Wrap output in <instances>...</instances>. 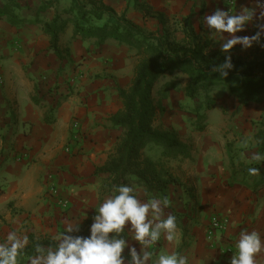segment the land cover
I'll use <instances>...</instances> for the list:
<instances>
[{"label":"crops","instance_id":"obj_1","mask_svg":"<svg viewBox=\"0 0 264 264\" xmlns=\"http://www.w3.org/2000/svg\"><path fill=\"white\" fill-rule=\"evenodd\" d=\"M34 1L32 5L38 7L39 1L49 0ZM111 1L103 0L113 7ZM162 1L174 6L173 12L181 16H187L196 5V25L201 19L199 4L204 5L200 9L202 18L217 8H231L238 13L242 6L255 7V0ZM0 4H4L2 0ZM133 15L130 9L128 17L133 19ZM139 15L142 20L134 23L144 27L148 16ZM259 24H264V20L254 17L244 31L235 35L252 36ZM73 34L70 24L60 35V60L49 49L50 38L40 25L29 22L13 27L6 18L0 19V238L16 231L20 236H28L27 247L32 237L58 243L56 237L68 223L73 227L69 235L90 238L93 217L112 196L102 195L105 177L95 173L106 164L122 135L110 118L123 108L117 88H128L134 78L132 74L125 85L128 59L124 54L129 50L111 40L99 46L94 39H72ZM209 34L214 48L220 49L219 37ZM250 108L235 115L237 120L244 119L245 124L220 126L200 135L189 136L188 131L185 135L175 126H163L165 130L174 129L191 147L190 159L172 160L169 166L192 189L194 201L189 204L190 193L184 188L170 187L169 207H161L164 218L176 217V237L168 241L162 233L159 242L151 249L145 248L153 251V259L166 252L187 256L189 264H228L237 252L241 231L257 232L264 243V173L251 178L242 176L237 179L242 184L226 186L231 177L230 155L246 164L256 162L252 157L258 153L257 128L251 122L260 119L262 110ZM73 119L81 123L80 138L73 153L68 154L66 146L71 140ZM50 175L56 177L60 197L68 200V208H62L48 194ZM258 183L261 185L255 187ZM135 193L141 202L148 201L143 190L135 189ZM215 214L227 217L230 225L226 232L210 237L209 221ZM130 227L127 225L122 233L128 244L122 253L125 264L131 259V247L138 255L142 249L139 242L131 239ZM228 246L233 247V253L225 254ZM18 264H29V258H19ZM257 264H264V248L257 256Z\"/></svg>","mask_w":264,"mask_h":264},{"label":"trees","instance_id":"obj_2","mask_svg":"<svg viewBox=\"0 0 264 264\" xmlns=\"http://www.w3.org/2000/svg\"><path fill=\"white\" fill-rule=\"evenodd\" d=\"M2 1L0 19L6 18L13 27H21L29 22L40 25L50 38L49 49L60 60H63L60 35L70 24L74 28L72 39H94L99 46L111 40L134 51L138 58L130 86L117 88L123 108L111 116L110 121L114 128L122 131V135L106 164L96 170L97 177H105L101 186L102 195H113L119 185L133 187L135 196V189L143 190L147 200L155 197L169 201L171 186H179L192 193L169 166L172 160L190 159V145L182 141L174 130L155 126L158 116L164 113L163 101L175 87L173 81L165 83L156 101L154 90L162 77L177 73L186 76L188 82L184 93L198 108L203 96L207 108L212 109L216 101L210 93L215 89L226 90L237 101L236 111L243 107L264 106V37L261 36V41L248 55H230L233 68L225 69L229 71L226 78L220 77L212 68L224 63L229 54L214 48L202 17L195 24L196 5L187 16L175 18L170 25L163 13H157L150 4L138 2V7L147 16L156 17L161 26L157 32H147L124 14L119 15L103 0H73L74 8L71 7L70 13H74V19L64 20L56 14L50 21L42 20L40 14L54 8L55 0L41 1L33 21L20 15L22 2L27 0ZM254 126L257 128L255 140L258 153L264 156V112ZM153 148L159 150L158 158L148 154ZM258 169V173H264V169ZM56 244L49 239L35 240L32 237L18 259L35 255L37 245L47 250Z\"/></svg>","mask_w":264,"mask_h":264},{"label":"clouds","instance_id":"obj_3","mask_svg":"<svg viewBox=\"0 0 264 264\" xmlns=\"http://www.w3.org/2000/svg\"><path fill=\"white\" fill-rule=\"evenodd\" d=\"M254 17L264 20V0H255V7L252 8L242 6L238 13H233L231 8H217L211 15L203 17V23L214 37H219L221 51L228 53L236 45L248 49L261 41L264 24L257 25L259 30L252 36L235 35L244 31ZM225 33L229 36H225ZM232 68L231 56L227 55L224 63L214 66L212 71L226 78L229 71L225 69ZM252 160L264 161V156L256 153ZM248 171L250 175H256L259 169L253 167ZM133 193V187L117 186L114 194L99 206L93 217L90 238L69 235L73 227L68 223L64 232L56 237L58 243L54 248L45 250L40 245L36 246V254L29 257V264H125L122 253L128 244L122 238V233L129 224L131 239L139 242L142 249L138 255L135 247L130 248L131 259L128 264H147L148 261H152V264H189L187 256L164 252L153 259V251L145 250L151 249L160 240L162 233L168 241L175 239L176 217L168 215L164 218L163 208L169 205L167 198L160 200L153 197L147 202H141ZM113 233L115 235L110 237ZM28 243V236H20L16 231L0 238V264H18V257ZM236 248L237 252L228 264H257V256L264 248V243L257 232L241 231Z\"/></svg>","mask_w":264,"mask_h":264},{"label":"rangeland","instance_id":"obj_4","mask_svg":"<svg viewBox=\"0 0 264 264\" xmlns=\"http://www.w3.org/2000/svg\"><path fill=\"white\" fill-rule=\"evenodd\" d=\"M50 1V0H49ZM82 2H88L89 0H80ZM33 2V3H32ZM34 0H27L25 2H22L23 9L20 11V15L25 17L29 21H33L36 18L38 7L42 4L41 1H39L40 5L38 7H35ZM114 9L117 11L119 15H125L128 19V13L130 9H133V19H130L133 22H138L142 20V16L139 14H145L139 7L138 2H145L147 4H151L154 6V9L157 13H163L167 21L170 23V25L173 24L175 18L182 17L180 14H176L173 12V8L170 4L164 3L162 0H157L155 3L150 2V0H112ZM201 3V2H200ZM1 6V4H0ZM73 7V0H55V9H50L47 12L41 13L40 17L42 20L48 19L51 16H55L56 14H59L62 19H74L75 15L74 13H70V10ZM204 9V5L201 4L198 5V15L199 18H201L200 14H203L200 12V9ZM55 10V11H54ZM47 17L44 18L42 16L46 15ZM147 16V15H146ZM145 18V17H144ZM144 29L147 32H157L158 30H161V26L158 22V19L156 17H150L144 19ZM255 48L252 46L248 49H243L242 46H234L233 49H231L227 54H241V55H248L253 49ZM97 49V47L95 48ZM134 52V51H133ZM126 56V59H128V67H127V73L125 80L126 82H130V78L132 74H134V69L137 64L138 58L134 54H131V51H127L124 54ZM99 78H103L102 76H98ZM173 81L175 84V87L170 90V94L166 100L163 101V107H164V113L162 115L158 116V119L155 123V126L164 129L163 126H175L178 128L179 131H188V135L191 136V133L197 134H203L207 132L214 131L216 128H219L220 126H233L237 123L243 125L245 124L244 119L243 120H237L235 118V115L238 114V112L242 111L243 107L240 111H236L235 108L237 106V101L232 99L229 95V93L224 89H215L213 90L210 95L215 99L216 104L212 107L211 110L207 108L206 99L202 96L199 100V108L193 102L191 99L187 98L184 93V88L188 82V78L180 73H177L175 75L168 74L164 77H162L158 84L155 87L154 90V97L155 100L158 101L159 91L162 89L165 83ZM1 82V80H0ZM248 108V107H247ZM250 109H253L251 106ZM249 109V113L251 110ZM262 113L264 112V106L261 108ZM248 121V120H247ZM257 121H252V127L254 126ZM250 124V125H251ZM174 130V129H172ZM178 134V133H177ZM187 133L185 132V135ZM187 135V136H188ZM180 137V135L178 134ZM148 154L152 156L153 158H158L159 156V150L156 148H153V150L149 151ZM230 164H228V172L230 173V179L227 181L226 186L227 187H235L236 185L242 184L243 182L238 181L237 179H240V177L244 176L247 178H251L255 175H250L248 169L249 168H264V161H256L253 164H246L244 162H241L239 158H236L235 156H229ZM193 164V162H192ZM216 164V163H215ZM221 167V165H220ZM225 167V166H224ZM258 174V173H257ZM261 183L255 184L254 186H260ZM192 192V189H191ZM190 195V202L189 204H192L194 201V195L191 193Z\"/></svg>","mask_w":264,"mask_h":264},{"label":"built area","instance_id":"obj_5","mask_svg":"<svg viewBox=\"0 0 264 264\" xmlns=\"http://www.w3.org/2000/svg\"><path fill=\"white\" fill-rule=\"evenodd\" d=\"M2 80V79H0ZM80 129H81V123L77 119H73L71 123V140L69 144L66 146V152L68 154H72L73 150L79 141L80 138ZM48 194L52 196L53 198L57 199V203L62 208H68L69 202L68 200H64L60 197L58 186L56 183V177L54 175H50L48 177ZM230 225V220L222 215H213L209 221V227H208V235L210 237H215L216 233H224L227 231L228 227ZM159 242V241H158ZM234 249L232 246H228L225 254H231L233 253Z\"/></svg>","mask_w":264,"mask_h":264}]
</instances>
